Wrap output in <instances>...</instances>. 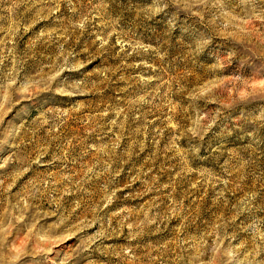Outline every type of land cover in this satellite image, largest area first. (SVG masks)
Listing matches in <instances>:
<instances>
[{"label": "rangeland", "instance_id": "rangeland-1", "mask_svg": "<svg viewBox=\"0 0 264 264\" xmlns=\"http://www.w3.org/2000/svg\"><path fill=\"white\" fill-rule=\"evenodd\" d=\"M0 264H264V0H0Z\"/></svg>", "mask_w": 264, "mask_h": 264}]
</instances>
